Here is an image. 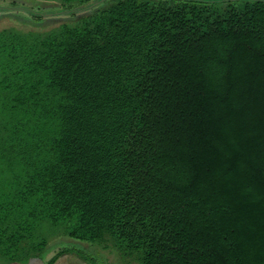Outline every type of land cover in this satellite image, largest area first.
Here are the masks:
<instances>
[{
    "label": "trees",
    "instance_id": "1",
    "mask_svg": "<svg viewBox=\"0 0 264 264\" xmlns=\"http://www.w3.org/2000/svg\"><path fill=\"white\" fill-rule=\"evenodd\" d=\"M58 2L0 30V263L264 264V0Z\"/></svg>",
    "mask_w": 264,
    "mask_h": 264
},
{
    "label": "rangeland",
    "instance_id": "2",
    "mask_svg": "<svg viewBox=\"0 0 264 264\" xmlns=\"http://www.w3.org/2000/svg\"><path fill=\"white\" fill-rule=\"evenodd\" d=\"M11 2L16 3L17 7H11L7 4ZM41 6L43 10L49 9H56L59 8L58 0H0V8L4 5L8 8L7 10H0V30L4 28H15L21 30L20 26L15 24L14 22L10 21L9 19L5 18L4 16H10L13 14H17L20 9L21 5H37ZM22 14V11H21ZM56 16V15H54ZM61 247H72L75 246L76 248H80L83 250L80 255L88 260L85 261L84 259L75 256L74 254H66L60 257L55 264H138L137 257L134 255L132 258H123L122 256L117 253L116 250H112L109 243L107 244H87V243H78L75 241L68 240L65 237L58 238L54 241ZM56 247L53 250H57ZM77 250V249H75ZM54 251L49 253L48 257L52 256ZM1 264V263H0ZM31 264H39L38 262H32Z\"/></svg>",
    "mask_w": 264,
    "mask_h": 264
}]
</instances>
